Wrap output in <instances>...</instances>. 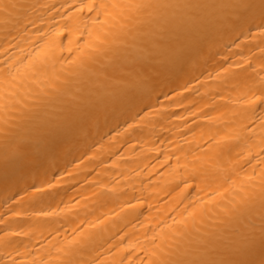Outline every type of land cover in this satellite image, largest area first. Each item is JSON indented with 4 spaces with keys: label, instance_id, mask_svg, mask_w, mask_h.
Masks as SVG:
<instances>
[{
    "label": "bare ground",
    "instance_id": "obj_1",
    "mask_svg": "<svg viewBox=\"0 0 264 264\" xmlns=\"http://www.w3.org/2000/svg\"><path fill=\"white\" fill-rule=\"evenodd\" d=\"M0 264H264V0H0Z\"/></svg>",
    "mask_w": 264,
    "mask_h": 264
}]
</instances>
